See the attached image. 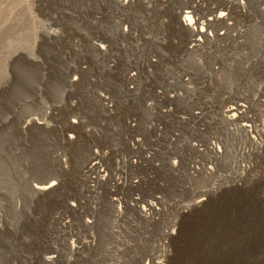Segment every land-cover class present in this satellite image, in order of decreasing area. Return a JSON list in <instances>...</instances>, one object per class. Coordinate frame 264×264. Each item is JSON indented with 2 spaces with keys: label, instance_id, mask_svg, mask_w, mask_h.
<instances>
[{
  "label": "rangeland",
  "instance_id": "obj_1",
  "mask_svg": "<svg viewBox=\"0 0 264 264\" xmlns=\"http://www.w3.org/2000/svg\"><path fill=\"white\" fill-rule=\"evenodd\" d=\"M194 6L204 20L229 13L196 50L179 21ZM99 7L0 0V264H41L70 234L82 247L66 250L69 264H264V154L243 158L250 170L239 175L240 136L221 114L242 103L264 126V0H135L124 16L134 37L117 34L118 11ZM98 17L111 55L94 65L87 40ZM28 116L48 124L24 132ZM95 152L103 180L86 168ZM59 172L57 196H33L32 182ZM151 202L156 212L141 215Z\"/></svg>",
  "mask_w": 264,
  "mask_h": 264
},
{
  "label": "bare ground",
  "instance_id": "obj_2",
  "mask_svg": "<svg viewBox=\"0 0 264 264\" xmlns=\"http://www.w3.org/2000/svg\"><path fill=\"white\" fill-rule=\"evenodd\" d=\"M100 3H101V5H105V7L107 8V9H105V11L108 13H110L111 10L116 11V13L118 11L119 16L117 17V21H115V22H117L116 23L117 24L116 25L117 26L116 27L117 34L119 32L120 34L128 36V37L132 36L134 34V30L131 28V25L126 21V18L124 16H126V13H125L126 9L131 7L135 3V0H98V11L100 9H102V7H99ZM147 3H150V2H147ZM200 4L202 5V2ZM227 10H228V8L226 10H221V11L219 10L218 12H215L214 16L212 18H209L208 20H204L203 17H201L198 14L197 8L195 6L188 9V10H182L180 12V20H179L180 24L183 25L186 29H188L191 32V36L194 37L193 39H190L189 49L196 50L195 49L196 47L202 46L203 45V43H202L203 38L204 39L207 38L210 41V43L215 41L214 39L216 37L211 32H209L208 29L211 26V24H213L215 22L227 21L228 14H229L227 12ZM29 18L30 19L32 18V20H33V17L31 15H29ZM96 21L98 23H101V24L97 25L95 23H92V22L91 23L98 30L97 34L94 35V37H89V39L87 40L88 44H89V53L88 54H90V60L94 65L98 64L99 62L104 63V61H108V56L111 55L110 54L111 42L109 39H107V38H111V37H108V35L105 32H103L102 23H104V22H101L100 17H98V20H96ZM37 31H39V35H41V30H37ZM46 33L48 34V37H49V38L47 37L48 39L56 41V37L58 35H57V32L55 30H53L51 32L46 31ZM101 33L103 34V36ZM221 34H219V35H221ZM39 35H37V32H36L35 38H34L35 46L39 45V43L41 45V43H42L40 41ZM133 37H134V35H133ZM221 38H223V37L221 36ZM42 46L44 49L45 44L42 43ZM10 56H12V55H10ZM18 57L23 58L25 56L18 54ZM151 58L154 59V56H152ZM155 59H156V57H155ZM152 61H154V60H152ZM17 62H18V60H17ZM107 66L110 68H113V66L109 63L107 64ZM81 71H83L82 67H80L78 69V71L76 72L77 73L76 76L72 77L73 80L71 81V83L69 82L70 84H74L73 82L75 80L77 81L78 74ZM129 75L134 76L135 73L130 72ZM5 86H6L5 82L0 83V91ZM36 87H37V84H36ZM37 90H34V91H37ZM101 97H102V100L107 99L106 96H104V95H101ZM246 109L247 108H246L245 104L243 105L242 103H237V102L235 103L234 102V104L232 103V105L226 106V108L221 113L223 116L222 117L223 120L226 121V123L230 125V127L228 128L229 131L234 133L238 137L240 136L241 146L239 148V152H238L239 159L237 162V170H238L237 173L239 175L246 174L250 170V165L247 166V165L242 164L244 162L243 158H247V157L252 158L253 156H256V155H258V157H259V156H262L264 154V126L262 127L261 125H259L257 123V117L249 116ZM69 122H70L69 128H77L78 125H76V123H78V121L75 118H74V120H70ZM44 124H46L45 120H41V118H35L32 116H28L27 118H25L22 121L20 127L24 132H26L32 128L41 129ZM231 125H232V127H231ZM69 138L72 141L74 139V135L71 133L69 135ZM194 145H196V144H194ZM194 147L197 150L201 151L200 145L194 146ZM207 149H208V152L215 155L217 157V159L219 157H221L222 154L224 153L220 142L219 143L213 142V141L210 142L208 144ZM93 155H94V157L90 160V162L88 163L86 168H87V170L91 171L92 173L96 172V175H97L96 178H98L99 180H103L107 174L104 173V170H102L100 168L101 166L96 161V159H99V154L97 152H95ZM63 165H66L65 161L63 163H61V171L63 170ZM174 165H176V162H174ZM207 165L208 164H204L202 166V169H204L208 175L213 174L214 173V166H212V165L207 166ZM190 169L192 170L191 173H195V172L199 171V168L196 165L191 166ZM63 175L64 174L62 172H59L56 174L53 173V174H50V175H48L42 179H39L35 182H32L30 184V189L32 191L31 193L33 194V196H36L39 199H44V200L53 199L55 196H57V193L59 192V186H58L59 182L58 181L59 180L61 181V179H62L61 176H63ZM112 195H113V197H112V203L113 204L112 205H113V207H115L116 217H118V216L120 217L124 213L123 212L124 208L122 207L120 198L114 197V195H115L114 193H112ZM206 199H207L206 197L199 199L197 201V203H200V204H198V205H205V204H201V202L204 203V201ZM70 205H71L70 207L74 211H77L81 208V204H70ZM147 205L149 206V208L146 207V208H142L141 211L139 210L141 212L140 214L145 216V217L152 215V210L155 212L157 210V207H156L157 205H155L154 202H151ZM132 206L134 207L133 204H132ZM86 223L90 227H92L94 224L93 220H90V219H87ZM73 236H74L73 234H70L68 236V239L65 240V242H64V240L60 241L59 245L55 246L54 251L47 252L48 254H45L44 256L42 255L43 257L41 258V260L39 259V261H40L39 263H41V264H56L59 262L62 264H64V263L69 264L72 261V258L68 257V254H66V250L68 253L71 254V256H73L74 254H78V251L82 247L81 242L78 239L73 238ZM62 242H63V245H62ZM146 264H161V263L157 260L156 256H152L150 259H147Z\"/></svg>",
  "mask_w": 264,
  "mask_h": 264
}]
</instances>
